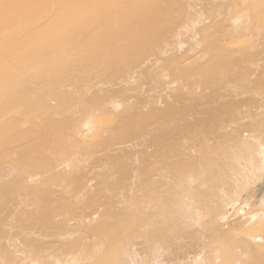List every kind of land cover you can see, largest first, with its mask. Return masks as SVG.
I'll use <instances>...</instances> for the list:
<instances>
[{"label":"bare ground","instance_id":"bare-ground-1","mask_svg":"<svg viewBox=\"0 0 264 264\" xmlns=\"http://www.w3.org/2000/svg\"><path fill=\"white\" fill-rule=\"evenodd\" d=\"M0 264H264V0H0Z\"/></svg>","mask_w":264,"mask_h":264},{"label":"rangeland","instance_id":"rangeland-1","mask_svg":"<svg viewBox=\"0 0 264 264\" xmlns=\"http://www.w3.org/2000/svg\"><path fill=\"white\" fill-rule=\"evenodd\" d=\"M258 71H259V70H258ZM256 73H258V72L256 71ZM174 86H175V85H174ZM174 86H172V87H174ZM162 97H163V96H162ZM162 99H163V98H162ZM162 99H161V100H162ZM244 99H245V98L242 97V98H240L239 100H240V101H244ZM247 102H248V101H247ZM245 103H246V102H244L243 104H245ZM159 105H160V106H163V103H161V104H159ZM246 121H247V120H246ZM243 134H246V133L244 132ZM230 209H231V208L228 209V212H230ZM231 212H232V213H231ZM231 212H230V214L228 213V215H227V218H226L227 221H230L232 218L234 219V217L236 216L235 214H233V210H232ZM232 215H233V216H232ZM228 217H229V218H228ZM229 219H230V220H229ZM233 219H232V220H233Z\"/></svg>","mask_w":264,"mask_h":264}]
</instances>
